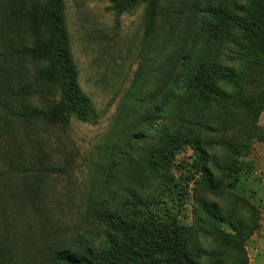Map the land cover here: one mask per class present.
<instances>
[{
  "label": "trees",
  "instance_id": "obj_1",
  "mask_svg": "<svg viewBox=\"0 0 264 264\" xmlns=\"http://www.w3.org/2000/svg\"><path fill=\"white\" fill-rule=\"evenodd\" d=\"M109 1L116 18L144 5L140 62L95 165L83 228L63 236L43 133L73 117L88 122L93 105L79 85L64 0H0V255L20 238L45 264H201L203 234L244 256L225 262L214 251L204 264H248L243 243L255 220L225 216L200 195L189 226L152 205L181 149L196 152L197 189L211 191L249 152L264 112V0ZM225 221L235 232L221 229Z\"/></svg>",
  "mask_w": 264,
  "mask_h": 264
},
{
  "label": "rangeland",
  "instance_id": "obj_2",
  "mask_svg": "<svg viewBox=\"0 0 264 264\" xmlns=\"http://www.w3.org/2000/svg\"><path fill=\"white\" fill-rule=\"evenodd\" d=\"M64 3L79 85L93 105V115L88 122L73 117L68 125L54 124L43 133V144L50 152L51 163L56 166L51 172L54 186L48 189L50 206L61 234L69 236L83 228L82 214L87 208V197L97 191L92 185L95 165L117 114L126 102L125 94L140 62L144 5L116 18L109 0H64ZM56 98L53 93L49 97ZM257 125L259 130L249 152L238 158L240 164L225 169L218 191L197 189L200 177L198 173L192 174L190 167L196 152L187 147L176 155L171 178L156 189L157 202L152 205V211L159 217L189 226L193 224L195 198L200 195L215 203L225 216L235 210L234 218L240 216L246 222L255 220L257 228L243 243L250 264H264V112ZM261 134L263 137L259 138ZM214 154L220 164L226 163L224 148H216ZM215 175L219 177L221 173L215 171ZM244 202L251 207L247 208ZM219 225L226 232H235L228 221ZM198 238L200 246L208 253L200 256L201 264L214 251L219 254L216 258H224L225 262L244 258L233 246H220L215 237L200 234ZM0 258V264H45L34 248L20 238L4 249Z\"/></svg>",
  "mask_w": 264,
  "mask_h": 264
},
{
  "label": "crops",
  "instance_id": "obj_3",
  "mask_svg": "<svg viewBox=\"0 0 264 264\" xmlns=\"http://www.w3.org/2000/svg\"><path fill=\"white\" fill-rule=\"evenodd\" d=\"M250 261V260H249ZM251 262V261H250ZM248 264H250L249 262H248Z\"/></svg>",
  "mask_w": 264,
  "mask_h": 264
}]
</instances>
